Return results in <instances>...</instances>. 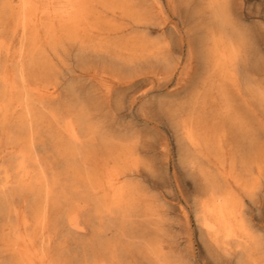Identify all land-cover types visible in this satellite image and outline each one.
<instances>
[{"label":"rangeland","instance_id":"374dc122","mask_svg":"<svg viewBox=\"0 0 264 264\" xmlns=\"http://www.w3.org/2000/svg\"><path fill=\"white\" fill-rule=\"evenodd\" d=\"M3 71L0 118L21 72L59 95L50 108L87 111L107 137L92 146L91 181L108 199L119 174L177 258L237 263L207 232L213 191L264 245V0H0Z\"/></svg>","mask_w":264,"mask_h":264},{"label":"bare ground","instance_id":"6f19581e","mask_svg":"<svg viewBox=\"0 0 264 264\" xmlns=\"http://www.w3.org/2000/svg\"><path fill=\"white\" fill-rule=\"evenodd\" d=\"M218 20L225 25V13ZM0 73L6 80V71ZM19 78L2 95L0 215L6 227L0 228V264H186L168 250L167 240L145 230L157 212L152 204L141 205L119 174L109 179L114 192L108 199L104 181H91L92 146L106 144L107 137L87 111L73 103L50 108L59 101L56 92L31 88L23 72ZM68 93L76 96L73 88ZM213 198L219 211H207L204 222L222 255L236 264H264V245L233 227L227 198L216 191Z\"/></svg>","mask_w":264,"mask_h":264}]
</instances>
